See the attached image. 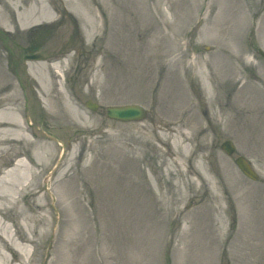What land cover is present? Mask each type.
Returning <instances> with one entry per match:
<instances>
[{
  "label": "rangeland",
  "instance_id": "374dc122",
  "mask_svg": "<svg viewBox=\"0 0 264 264\" xmlns=\"http://www.w3.org/2000/svg\"><path fill=\"white\" fill-rule=\"evenodd\" d=\"M95 2L103 12L93 7L90 21L52 0L47 22L0 25V123L17 126L0 124V149L55 155L35 198L49 224L37 264L50 254L80 264H264V0ZM216 13L221 27L210 34ZM124 105L142 106L146 119L106 118ZM226 140L233 157L219 149ZM6 160L0 176L27 162Z\"/></svg>",
  "mask_w": 264,
  "mask_h": 264
},
{
  "label": "bare ground",
  "instance_id": "6f19581e",
  "mask_svg": "<svg viewBox=\"0 0 264 264\" xmlns=\"http://www.w3.org/2000/svg\"><path fill=\"white\" fill-rule=\"evenodd\" d=\"M62 1L67 6L66 12L73 11L88 21L94 16L95 9L93 7L103 12L102 8L97 7L95 0L90 2L89 0ZM51 2L52 0H0V25L6 30L12 28L15 32H24L29 26L47 22L53 18L48 8ZM221 22L218 13H216L215 20L211 23L212 27L208 26L209 33L220 29ZM51 67L56 73L60 72L59 63L53 64ZM56 73L54 72V74ZM5 87V84L2 85L0 92ZM0 124L4 128H17L16 125L7 122ZM5 135L10 137L13 134H11V130H5ZM179 136L182 143L188 142L189 135L180 132ZM160 139L164 140L163 138ZM182 143L177 138L172 141L174 149L185 154L188 148L186 145L181 148ZM42 151L45 157L41 159L26 156L24 152L12 149H0V169L9 164L6 160L8 153L16 158L25 157L27 160L24 164L20 163V160L17 161L12 169L0 176V264H37L41 256L39 251L46 236L45 228L49 229V224L43 215L46 206L39 204L35 198L40 187L39 179L50 169L55 158V155H52L48 149L43 148ZM170 155L175 154L170 152ZM64 164L63 161L58 163L56 169L45 182L49 181L52 175L55 176ZM172 164L179 166L176 158L172 160ZM190 171L193 172L191 167ZM204 176L202 175L200 179L202 185L204 184ZM19 192H25V196L30 198L25 208L23 206L16 207L14 204L15 197L19 195ZM13 211L15 214L11 216ZM48 256V264H80L79 261H75L71 254L68 261L63 257L65 255L60 257L50 254Z\"/></svg>",
  "mask_w": 264,
  "mask_h": 264
},
{
  "label": "water",
  "instance_id": "95a60500",
  "mask_svg": "<svg viewBox=\"0 0 264 264\" xmlns=\"http://www.w3.org/2000/svg\"><path fill=\"white\" fill-rule=\"evenodd\" d=\"M29 60H41L42 58L40 56H32L28 58ZM86 106L95 111L97 106L94 104H91L90 102L86 103ZM106 115L109 119L116 120V121H132V120H141L144 117V111L139 107H123V108H108L106 110ZM221 149H223L227 155H231L234 151L232 145L229 142L224 143L221 146ZM238 168L250 179L256 180L257 177L255 174L251 171L248 164L242 159L238 158L235 161Z\"/></svg>",
  "mask_w": 264,
  "mask_h": 264
}]
</instances>
